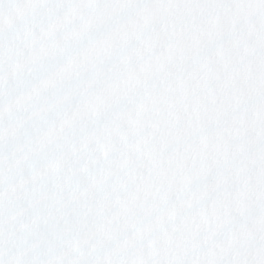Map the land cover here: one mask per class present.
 Masks as SVG:
<instances>
[{"label":"snow or ice","instance_id":"6c2138e0","mask_svg":"<svg viewBox=\"0 0 264 264\" xmlns=\"http://www.w3.org/2000/svg\"><path fill=\"white\" fill-rule=\"evenodd\" d=\"M0 264H264V0H0Z\"/></svg>","mask_w":264,"mask_h":264}]
</instances>
